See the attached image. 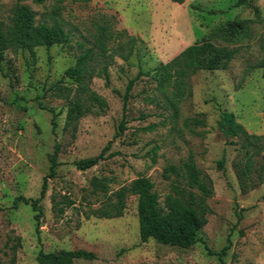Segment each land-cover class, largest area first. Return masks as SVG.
<instances>
[{
  "label": "rangeland",
  "instance_id": "rangeland-1",
  "mask_svg": "<svg viewBox=\"0 0 264 264\" xmlns=\"http://www.w3.org/2000/svg\"><path fill=\"white\" fill-rule=\"evenodd\" d=\"M237 1L0 0L5 32L12 29L19 3L37 13L36 23L56 20L71 34L66 44L10 47L0 60V264H8L13 256L16 264H55L53 256L40 252L77 249L92 251L96 258L64 254L60 264H222L218 253L226 246L225 264H264V181L257 178V169L264 165V0L235 6ZM230 19H252L253 33L230 45L238 53L229 67L192 75L175 116L155 90L156 83L142 76L129 100L128 128L120 135L129 80L141 69L171 61ZM103 27L113 37L108 51L99 54L95 43ZM133 37L136 45L130 54ZM90 47L95 51L90 87L108 106L100 114L81 117L74 131L67 126V112L75 92L68 95L64 86L76 91L77 83L64 74ZM228 113L250 134L260 136L258 152L251 147L250 176L256 187L247 192L238 171L245 162L243 135L236 126L223 124ZM56 145L59 165L48 178L38 223L32 205L17 199L41 196ZM106 147V157L97 165L77 167V161L97 156ZM190 155L214 185L209 221L192 247L153 238L142 242L136 195H127L122 216L102 215L109 200L117 201L114 192L140 176L154 182L164 203L178 180L166 167ZM65 197L73 203L66 204Z\"/></svg>",
  "mask_w": 264,
  "mask_h": 264
},
{
  "label": "trees",
  "instance_id": "trees-1",
  "mask_svg": "<svg viewBox=\"0 0 264 264\" xmlns=\"http://www.w3.org/2000/svg\"><path fill=\"white\" fill-rule=\"evenodd\" d=\"M25 0H18V2ZM37 4L44 3L46 0H32ZM84 3L92 0H75ZM177 3H183L185 0H173ZM247 0H238L235 6L244 5ZM36 12L28 5L19 4L14 12L13 26L8 32H5L0 22V60L3 58V52L10 47H21L23 49H33L36 46H52L54 44H66L71 41V34L64 25L54 20L51 24L46 22L36 23ZM253 33L252 19H230L217 25L208 38L197 41L185 48L178 56L167 63H161L152 70L141 69L135 78L129 80L125 94L123 118L119 126V134L127 130V113L129 100L132 97V90L136 82L142 77L151 78L156 83L155 90L163 95L170 107L173 108L175 116L178 113V105L184 98L189 87V78L199 70H220L229 67L231 61L238 53L237 47L230 45L240 44L250 38ZM113 35L106 32L103 27L95 45L99 48V54H105L108 51L107 45ZM219 39L228 45H220L215 42ZM130 54L135 48L136 38H132L130 43ZM95 58L94 48L90 47L83 51L77 58L74 66L69 67L64 76L74 79L77 83L76 91L70 86H64L68 95L75 92L73 98L68 102L67 126H72L76 131L77 122L81 117L88 113L100 114L108 106L106 99L90 87L89 80L93 76L91 61ZM64 79V78H63ZM62 81V80H61ZM60 81V82H61ZM60 87V86H59ZM60 89V88H59ZM151 101H154L153 99ZM51 111H54L51 109ZM55 116V115H54ZM54 126L56 125L53 119ZM223 124L236 126L239 135H243L241 148L245 151L244 166L238 171L243 182V191L247 192L256 187V182L250 176L253 167L252 148H258V139L260 136L250 134L240 123H235L232 113L226 114V120ZM108 147L94 157L83 158L76 162L80 170L89 169L97 165L106 157ZM258 152V149H255ZM59 146L56 145L55 151L51 155L50 173L44 179L41 196L38 198L18 197V201H24L31 204L37 211V220L39 223L42 214L41 200L45 196L48 188V178L56 173L58 162ZM225 158L219 161V166L223 167ZM258 182L264 181V165L257 169ZM166 173L174 174L178 180L173 186V190L166 196L162 203L158 192L154 189V182L145 176L134 179L129 185L124 186L114 192L117 201L109 200V206L102 210L105 217L122 216L126 208V197L128 194L138 197V217L140 226V237L142 242H148L155 239L158 242L177 246L181 248H190L200 241L199 231L208 223V216L212 208L208 198L214 192L212 178L204 173L196 164L194 156L190 155L188 159L182 160L180 164H170L166 167ZM167 177H170L167 174ZM17 203V202H16ZM65 203L70 205L73 202L65 197ZM58 206V203H55ZM60 212L65 211V207H59ZM229 246L224 247L223 251L218 253L222 264L224 255ZM210 253H213L210 250ZM47 257L53 256L56 259L55 264H60L61 257L66 254L72 258H83L93 260L96 254L92 251L77 249L62 251L55 254H43ZM8 264H16V257L13 256Z\"/></svg>",
  "mask_w": 264,
  "mask_h": 264
}]
</instances>
